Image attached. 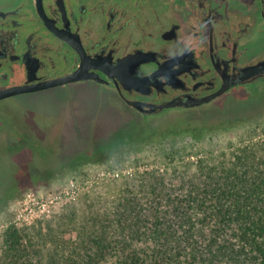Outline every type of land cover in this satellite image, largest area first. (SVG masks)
Masks as SVG:
<instances>
[{
	"label": "flooded vegetation",
	"instance_id": "af4514ba",
	"mask_svg": "<svg viewBox=\"0 0 264 264\" xmlns=\"http://www.w3.org/2000/svg\"><path fill=\"white\" fill-rule=\"evenodd\" d=\"M20 94L119 115L116 128L87 121L94 153L151 119L264 109V0H0V101ZM3 110L2 147L51 154L41 142L79 126L43 132Z\"/></svg>",
	"mask_w": 264,
	"mask_h": 264
},
{
	"label": "trees",
	"instance_id": "16d2710c",
	"mask_svg": "<svg viewBox=\"0 0 264 264\" xmlns=\"http://www.w3.org/2000/svg\"><path fill=\"white\" fill-rule=\"evenodd\" d=\"M187 167L172 163L119 182L101 210L88 205L78 215L71 206L74 239L51 235V224L44 233L9 225L0 264H35V245L46 264H264V139L197 160L189 175Z\"/></svg>",
	"mask_w": 264,
	"mask_h": 264
},
{
	"label": "rangeland",
	"instance_id": "374dc122",
	"mask_svg": "<svg viewBox=\"0 0 264 264\" xmlns=\"http://www.w3.org/2000/svg\"><path fill=\"white\" fill-rule=\"evenodd\" d=\"M3 107L27 116L43 132L60 133L67 118L74 116L79 126L70 132L74 134L72 140L57 137L55 141L41 142L52 149L51 154L40 153L35 143H13L10 151L6 144L4 147L0 145V159L8 166V163L13 164L6 180L0 182V235L9 225L32 229V232L40 229L44 233L46 225L51 224V235L60 233L59 236L65 240L74 239L76 232L72 220L75 217L70 215L71 206L78 208L75 211L78 215L80 211L90 210L88 205L101 210L117 198L119 182L132 179L134 175L165 172L172 163L188 165L183 171L189 175L197 160L232 154L237 147L264 139V109L257 106L253 110L214 111L207 116L193 115L186 119L177 113L151 119L144 122L142 135L125 142L114 140L105 143L94 153L92 145L96 146L99 142L85 141L87 121L90 117L94 118L98 122L96 127L102 130L116 128L121 123L119 115L98 107L71 109L64 106L60 98L38 99V96L28 94L1 100L0 112L4 113ZM96 134H99L98 130ZM80 150L84 154L72 159ZM139 178L146 184L151 181L149 176ZM70 182L78 187L73 196H62L60 200L48 204L46 209L35 207L32 210L35 201L48 203L45 202L48 198L64 193ZM177 183L178 180H173V184ZM233 241L239 247L235 238ZM46 244L47 248L55 246ZM33 249L37 250L35 264H46V250L39 245Z\"/></svg>",
	"mask_w": 264,
	"mask_h": 264
},
{
	"label": "built area",
	"instance_id": "2783aa9c",
	"mask_svg": "<svg viewBox=\"0 0 264 264\" xmlns=\"http://www.w3.org/2000/svg\"><path fill=\"white\" fill-rule=\"evenodd\" d=\"M77 188L78 187L73 182H70L69 187L64 189V193L48 198V200L45 201L48 203H42V202L39 203V201H35L34 207L32 208V210H34L35 207H38V208L42 207V209H46L48 204H50L54 201L60 200L62 198V196H67V195H68V197L73 196V194H75L77 192V190H78ZM47 211H48V209H47ZM30 212H31V209H30Z\"/></svg>",
	"mask_w": 264,
	"mask_h": 264
},
{
	"label": "water",
	"instance_id": "95a60500",
	"mask_svg": "<svg viewBox=\"0 0 264 264\" xmlns=\"http://www.w3.org/2000/svg\"><path fill=\"white\" fill-rule=\"evenodd\" d=\"M107 143H111V141H109V142H107ZM14 144H16V143H14ZM6 148H7V150H12V146H14V145H12V144H10V143H7L6 144ZM9 146V147H8ZM5 156H8L9 154H4ZM11 155V154H10ZM80 154H76V155H74L73 157H72V159L73 158H76L77 156H79ZM7 162H5L4 160H2V159H0V182H4L6 179H5V177H7V174H9V172L11 171V165H13V164H10V163H8L9 164V166L6 164Z\"/></svg>",
	"mask_w": 264,
	"mask_h": 264
}]
</instances>
